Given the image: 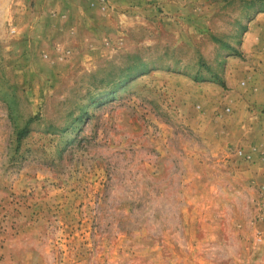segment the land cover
Segmentation results:
<instances>
[{
	"label": "rangeland",
	"instance_id": "rangeland-1",
	"mask_svg": "<svg viewBox=\"0 0 264 264\" xmlns=\"http://www.w3.org/2000/svg\"><path fill=\"white\" fill-rule=\"evenodd\" d=\"M260 139L264 0H0V264H264Z\"/></svg>",
	"mask_w": 264,
	"mask_h": 264
},
{
	"label": "crops",
	"instance_id": "crops-1",
	"mask_svg": "<svg viewBox=\"0 0 264 264\" xmlns=\"http://www.w3.org/2000/svg\"><path fill=\"white\" fill-rule=\"evenodd\" d=\"M250 109H252V108H250ZM254 113H255V111H252V113H250L249 115L252 117V115ZM256 123H257V121H256ZM240 127H242V128L244 127L245 131L247 133H249V124H248V122L247 123H240ZM247 149L250 150L252 157L258 156L259 158H262V160L264 159V140L262 141L260 139V142H258V140H254L251 143L247 142Z\"/></svg>",
	"mask_w": 264,
	"mask_h": 264
}]
</instances>
